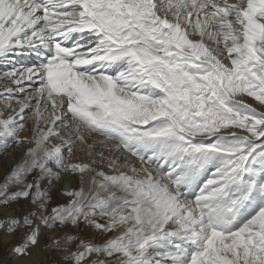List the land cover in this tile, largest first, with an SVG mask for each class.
Wrapping results in <instances>:
<instances>
[{
  "label": "snow or ice",
  "instance_id": "snow-or-ice-1",
  "mask_svg": "<svg viewBox=\"0 0 264 264\" xmlns=\"http://www.w3.org/2000/svg\"><path fill=\"white\" fill-rule=\"evenodd\" d=\"M0 64L22 264H264V0H0Z\"/></svg>",
  "mask_w": 264,
  "mask_h": 264
},
{
  "label": "rangeland",
  "instance_id": "rangeland-1",
  "mask_svg": "<svg viewBox=\"0 0 264 264\" xmlns=\"http://www.w3.org/2000/svg\"><path fill=\"white\" fill-rule=\"evenodd\" d=\"M20 65H17V67H20L21 65L23 66H30L31 61H24L21 60ZM9 69L8 65H3L0 64V93L4 92L5 86L7 87H12L15 88L14 84H11L7 79L2 77V73L4 71H7ZM28 82H25V84H27ZM28 91H31L28 90ZM17 98L19 99H23V95L22 94H18ZM14 107H18L14 104ZM0 110H2V101H0ZM27 111V110H26ZM28 116L31 117L32 113L28 112ZM31 124L30 126H28V124ZM28 124L27 127L31 128L33 127V120L31 121V119L28 120ZM111 143H115V142H111ZM98 151V150H97ZM21 152H17L14 153V155L19 158V156L21 155ZM84 156H87L86 152L81 153V159H85ZM90 159V158H88ZM86 160V159H85ZM0 164H2V157H0ZM0 179H2V167H0ZM63 182H61V186H58V189L55 191L54 193V197L55 200L59 201L60 203H67L68 201V197L63 196ZM72 186L74 187H78L79 186V181L78 179L72 181ZM4 215V210L2 208H0V218H3ZM49 239H51V237H48ZM16 243V240L11 238V237H7L5 236L4 233L0 232V264H22V262L18 259H16L15 254L12 252V246L13 244ZM34 259L39 260L41 262H48V264H61L60 261V257L54 253H49L46 252L43 249V245L41 247V249L39 250V253L37 256L34 257Z\"/></svg>",
  "mask_w": 264,
  "mask_h": 264
},
{
  "label": "bare ground",
  "instance_id": "bare-ground-1",
  "mask_svg": "<svg viewBox=\"0 0 264 264\" xmlns=\"http://www.w3.org/2000/svg\"><path fill=\"white\" fill-rule=\"evenodd\" d=\"M20 59H21V60H24V61H29V62H30V60H29V58H28L27 55H22V56L20 57ZM28 90H30V89H28ZM1 93H2V92H1ZM31 121H32V119H31ZM30 125H31V124L29 123L28 126H30ZM100 147H102V146H98V147H97V150H99ZM84 158L87 160L89 157L84 156Z\"/></svg>",
  "mask_w": 264,
  "mask_h": 264
}]
</instances>
